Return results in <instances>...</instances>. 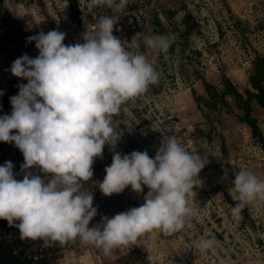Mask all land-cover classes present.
I'll return each instance as SVG.
<instances>
[{
	"label": "rangeland",
	"instance_id": "1",
	"mask_svg": "<svg viewBox=\"0 0 264 264\" xmlns=\"http://www.w3.org/2000/svg\"><path fill=\"white\" fill-rule=\"evenodd\" d=\"M102 15L116 20L113 34L128 51L145 50L144 37L161 34L173 39L174 51L147 49V59L160 73L158 83L124 102L113 118L120 135L115 148L104 145L102 156L94 158L93 177L83 185L93 191L98 206L89 226L101 215L110 217L144 202L143 193L130 186L110 196L99 190L96 181L103 179L114 150H147L154 156L174 133L209 161L188 194L193 214L181 231H148L108 255L77 237L64 243L59 264H264V199L249 202L235 218L231 208L238 193L229 190L241 168L264 178V148L230 95L215 108L195 102L198 95L209 98L204 82L221 89L224 76L244 98L245 89L253 91L248 75L259 62L256 57L264 56V0H128L122 11L105 5L89 9L87 0H0V115L10 114L9 97L17 94L18 79L27 82L8 70L12 61L23 53L38 54L35 41L26 37L55 28L66 33L65 44L83 42L82 33L94 31ZM250 105L264 138V108L254 99ZM143 188L146 193L147 186ZM208 237L216 240L215 246L200 250L198 241Z\"/></svg>",
	"mask_w": 264,
	"mask_h": 264
},
{
	"label": "clouds",
	"instance_id": "2",
	"mask_svg": "<svg viewBox=\"0 0 264 264\" xmlns=\"http://www.w3.org/2000/svg\"><path fill=\"white\" fill-rule=\"evenodd\" d=\"M127 4L87 0L89 9L105 5L122 11ZM115 24L112 16L102 15L94 31L82 33L83 42L69 44L66 33L55 28L30 35L26 41H35L38 54L23 53L8 69L27 82L18 83L17 94L9 97L10 114L0 115V141L14 142L24 160L22 179L16 178L11 160L0 165V218L18 228L22 238L63 244L78 237L108 255L148 231L177 233L193 214L187 197L209 157L190 150L173 133L154 156L147 150L113 151L103 179L96 181L99 190L110 196L130 186L143 193L144 202L101 215L89 226L98 206L93 191L83 185L93 177L94 158L102 156L106 143L115 148L120 135L113 118L121 105L158 83L160 73L147 59V49L167 52L173 43L168 35H146L145 50L131 52L113 34ZM232 185L229 190L238 193L231 208L235 218L249 202L264 199V178L250 169L236 170ZM215 244L212 237L201 238L197 247L205 251Z\"/></svg>",
	"mask_w": 264,
	"mask_h": 264
},
{
	"label": "built area",
	"instance_id": "3",
	"mask_svg": "<svg viewBox=\"0 0 264 264\" xmlns=\"http://www.w3.org/2000/svg\"><path fill=\"white\" fill-rule=\"evenodd\" d=\"M6 160L13 162L16 178L22 179L23 173L20 165L24 158L14 142H5L0 146V165ZM32 171L42 177L45 175L38 168H32ZM0 247L23 264H59L65 251L64 243L61 244L58 241L45 242L41 238H22L19 229L10 226L3 218H0Z\"/></svg>",
	"mask_w": 264,
	"mask_h": 264
},
{
	"label": "trees",
	"instance_id": "4",
	"mask_svg": "<svg viewBox=\"0 0 264 264\" xmlns=\"http://www.w3.org/2000/svg\"><path fill=\"white\" fill-rule=\"evenodd\" d=\"M169 51H174L173 43L171 44ZM256 60H259V62L254 65L253 72L248 75V82L253 91L245 89L244 92L246 98H244L235 84L228 77L224 76L221 82V89L212 83L204 82L203 88L209 98L206 99L203 96L198 95L195 97V102L196 105L204 104L208 108H215L217 101L225 103V95H230L235 100L237 105L243 110V116L241 117V120L247 124V126L250 128L251 134L261 142L264 148V138L258 128L256 118L251 115L250 105V101L254 99L262 108H264V56H257ZM208 139L209 138L207 137L205 141L208 142ZM3 143L5 142L0 141V146Z\"/></svg>",
	"mask_w": 264,
	"mask_h": 264
},
{
	"label": "water",
	"instance_id": "5",
	"mask_svg": "<svg viewBox=\"0 0 264 264\" xmlns=\"http://www.w3.org/2000/svg\"><path fill=\"white\" fill-rule=\"evenodd\" d=\"M0 264H23L0 247Z\"/></svg>",
	"mask_w": 264,
	"mask_h": 264
},
{
	"label": "bare ground",
	"instance_id": "6",
	"mask_svg": "<svg viewBox=\"0 0 264 264\" xmlns=\"http://www.w3.org/2000/svg\"><path fill=\"white\" fill-rule=\"evenodd\" d=\"M14 77H16V76H14ZM18 80H19L21 83L23 82V81H21L22 79H18ZM84 256H85V255H84ZM84 256H83V257H84ZM90 260H91V259H90Z\"/></svg>",
	"mask_w": 264,
	"mask_h": 264
}]
</instances>
